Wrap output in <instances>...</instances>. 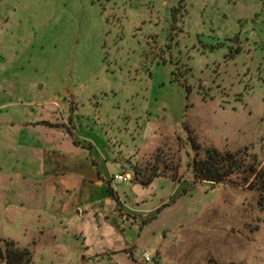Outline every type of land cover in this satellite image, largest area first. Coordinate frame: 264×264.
Instances as JSON below:
<instances>
[{"label":"rangeland","instance_id":"obj_1","mask_svg":"<svg viewBox=\"0 0 264 264\" xmlns=\"http://www.w3.org/2000/svg\"><path fill=\"white\" fill-rule=\"evenodd\" d=\"M208 151L243 167L197 179ZM251 165L264 0H0V245L31 264H264ZM95 170L74 205L60 179Z\"/></svg>","mask_w":264,"mask_h":264},{"label":"trees","instance_id":"obj_2","mask_svg":"<svg viewBox=\"0 0 264 264\" xmlns=\"http://www.w3.org/2000/svg\"><path fill=\"white\" fill-rule=\"evenodd\" d=\"M193 147L198 149L200 145L196 143L194 137L191 140ZM208 155L205 159H194L192 163V168L194 170L195 177L200 180H208L212 182H221L231 176L235 172L243 167L244 162L238 159H232L231 162L224 164L221 159L208 151ZM244 160V159H243ZM250 179L247 177L245 181L250 184L248 185L251 189H256L257 191L264 194V165L263 166H250ZM134 178H137V173L134 172ZM152 178L148 180H141L139 183L146 186L152 181ZM108 192L110 195H114L115 190L111 186V181H109ZM3 245H0V261L4 257L7 259L8 264H31L33 262L32 253L29 249H22L16 245L13 239H3ZM219 264V263H215Z\"/></svg>","mask_w":264,"mask_h":264},{"label":"crops","instance_id":"obj_3","mask_svg":"<svg viewBox=\"0 0 264 264\" xmlns=\"http://www.w3.org/2000/svg\"><path fill=\"white\" fill-rule=\"evenodd\" d=\"M86 160H88L87 157ZM93 163L96 164V160H93ZM118 173H121V171ZM103 179L104 176L102 175V173L95 170L94 172H90V171L83 173L81 172L78 178L76 177L62 178L60 179L61 181L60 185L67 193H73L75 191L76 192L79 191V196H77L78 200L74 205L83 206L85 204L92 202L91 200H93L94 197L93 192L95 189L104 187ZM111 182H114V180L112 179ZM106 195H108V190Z\"/></svg>","mask_w":264,"mask_h":264},{"label":"built area","instance_id":"obj_4","mask_svg":"<svg viewBox=\"0 0 264 264\" xmlns=\"http://www.w3.org/2000/svg\"><path fill=\"white\" fill-rule=\"evenodd\" d=\"M132 179V175L130 173H118L116 175H114L113 180L114 181H118V182H128L131 181Z\"/></svg>","mask_w":264,"mask_h":264}]
</instances>
